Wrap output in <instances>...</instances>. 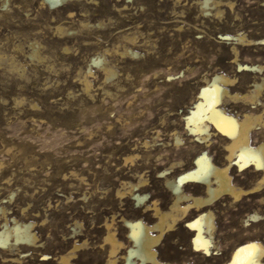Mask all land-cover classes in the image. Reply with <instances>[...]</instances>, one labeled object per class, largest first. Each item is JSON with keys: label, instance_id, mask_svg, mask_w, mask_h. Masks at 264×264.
Listing matches in <instances>:
<instances>
[{"label": "rangeland", "instance_id": "rangeland-1", "mask_svg": "<svg viewBox=\"0 0 264 264\" xmlns=\"http://www.w3.org/2000/svg\"><path fill=\"white\" fill-rule=\"evenodd\" d=\"M201 1L75 0L50 7L45 0H0V207L36 222L41 241L40 251L20 264H56L75 244L81 247L75 264H106L104 224L113 220L125 235L119 216L134 220L136 206L117 192L140 179L167 209L172 199L158 172L182 158L192 163L185 118L214 74L236 79L227 87L238 95L227 99L228 110L262 116L264 88L256 101L242 97L264 80V0H215L206 9ZM97 57L113 77L93 63ZM174 133L190 145L181 147L183 157L174 152ZM219 146L212 150L222 160ZM251 170H233L238 187L255 186L259 175ZM213 209L221 250L237 240L264 244V186ZM186 234L182 223L162 253L180 252L176 242ZM185 255L207 260L179 256Z\"/></svg>", "mask_w": 264, "mask_h": 264}, {"label": "bare ground", "instance_id": "bare-ground-1", "mask_svg": "<svg viewBox=\"0 0 264 264\" xmlns=\"http://www.w3.org/2000/svg\"><path fill=\"white\" fill-rule=\"evenodd\" d=\"M45 1L50 7H56L75 0ZM218 4L219 1L215 0H202L200 3L203 9ZM130 54L137 56L131 52ZM31 55H36L35 50ZM104 61L105 59L97 57L93 63L103 68L109 77H113L115 71L109 70ZM239 66L241 70L248 71L260 72L263 69L260 65ZM88 73H91L90 70ZM235 81L236 79L226 75L214 74L204 82L193 111L185 118L187 132L183 131L190 136L191 146L185 144L186 138L184 140L181 134L174 133L172 146L177 149L174 152L183 157L181 147L190 146V149L185 150L188 157H191L192 163H185L182 158L177 162L173 161L168 168L158 172V178L163 179L167 193L172 199L167 209H164L165 206L162 207L159 199H153L146 192L149 185L143 179L135 183L136 185L132 183L129 187L126 185L127 189L118 190L117 196L119 198L129 196L134 201L136 210L134 220L126 219L125 215L119 216L122 222L121 230L125 231V235L117 233L113 220L104 224L106 234L101 249L107 252L106 264H264V244L258 240H245L246 242L237 240L228 248H224L225 251L216 245L217 241L215 242L217 221L213 208L220 201L227 199L239 202L244 196L258 193L264 186V117H262L264 113L261 112L262 116L252 114L253 112L239 114V111L234 113L226 108L227 99H236L238 96L236 93L231 94L227 89L233 86ZM84 84L85 88L90 87L87 78ZM253 87L250 95L247 93L242 98L249 101L258 100L257 97L264 88V80L263 83L253 84ZM147 142H144V146L149 144ZM164 144L165 142L162 143ZM216 144L221 147L217 152L222 155H220L222 160H217L214 155L216 153L213 154L212 149ZM128 160L133 161L130 158L126 159V162ZM235 168L240 171L252 169L253 173L259 175L255 186L249 189L238 187L236 178L234 179L232 174ZM190 186L193 188L191 189ZM191 190L203 196H195L190 193ZM7 214L5 207H0V264H20L27 254L40 251L41 241L36 233V222L31 219L25 222ZM249 218L255 221L259 219V215L256 213ZM182 223L185 224L187 234L183 240L176 242V245L181 246V251L163 254L161 250L165 239L177 232ZM73 233H76L74 228ZM82 245L84 246L85 243ZM80 249V244H75L68 253L59 254L55 259L56 264H75L76 252ZM44 253L41 256L47 261V254ZM180 253L194 254L207 260L194 262V258L192 260L189 255L180 257Z\"/></svg>", "mask_w": 264, "mask_h": 264}]
</instances>
